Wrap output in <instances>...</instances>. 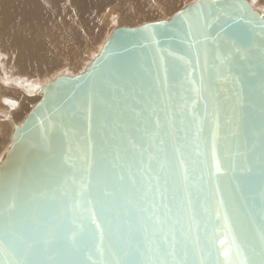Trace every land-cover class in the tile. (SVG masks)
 Returning a JSON list of instances; mask_svg holds the SVG:
<instances>
[{
    "label": "water",
    "instance_id": "obj_1",
    "mask_svg": "<svg viewBox=\"0 0 264 264\" xmlns=\"http://www.w3.org/2000/svg\"><path fill=\"white\" fill-rule=\"evenodd\" d=\"M236 2L245 5L246 12L243 18L237 15L228 20L227 25L223 26L224 31L230 35H243L242 43L251 49L252 58L242 59L244 53L234 56L236 63L221 76H214L213 65L221 62L224 53L214 51L211 40L220 32L221 26L205 30V35L209 37L207 44L197 43L203 37L193 39L187 35L189 29L186 21H194L197 13L208 11L207 8L194 7L208 3V0H195L167 20L114 28L98 54L80 73L58 75L35 89L41 98L20 124L9 114L6 115L11 124V134L10 145L0 157V198L8 184L27 187L28 191L24 195L25 203L12 213L3 211L0 200V240L7 243L11 239L10 233L19 232L33 220L46 221L55 228L62 218L63 174L70 171L72 164L79 167L85 154L98 162L104 155L100 151L101 138L111 142L105 163L108 164L113 156L118 155L112 175V184L121 189L118 198L130 196L135 199L131 181L135 179L139 187L144 183L142 173L150 170L148 153L142 149H148L152 141L145 133L144 125L147 124L151 132L159 119L165 126L159 130L161 134L157 135L155 144L158 145L159 140L163 139V147L169 153L173 148H179L185 131L190 127L191 115H204V101L193 91L199 86L202 76L205 81L210 77L215 80L212 91L217 97L218 106L214 124L218 125V156L222 166L219 180H213L208 194L211 195L212 189L217 187L225 198L231 194L229 215L249 232L258 226L250 223L260 212L258 190H251L240 181L253 177L258 171L255 157H259L261 152L259 99L258 94L250 97L248 88L240 80L246 76L248 82L256 81V77L248 75V72L254 71L259 75V49L264 40L259 27L247 23V13L257 19L264 16L247 0ZM250 99L254 100L255 109L249 108ZM102 105L110 114L106 123L99 116ZM152 108L156 109L155 115L150 114ZM137 112L139 116L135 115ZM246 113H251L246 117L248 123L241 119ZM172 119L174 125H169L167 122ZM237 131L244 133L239 141L233 136ZM46 142L71 158L69 166L65 168L61 155H58L48 178L32 183L29 179L31 174L45 162L47 153L42 145ZM181 150L186 156L190 178L195 182L200 159L196 155L195 145L189 144ZM152 151H155V145ZM249 167L252 168L251 172L247 171ZM151 168L155 169L157 165L153 163ZM180 171L177 166V177ZM121 175L123 180L119 179ZM192 192L195 193V188ZM182 196V193H178V201ZM219 199L220 196L214 197V206ZM197 211L198 219L202 221L208 210L201 206ZM209 227L215 228L217 248L228 250L231 235L227 236L225 245L219 244L220 240L226 238L222 221ZM235 234L239 235L238 232ZM54 258L66 261L74 259L63 252ZM220 260H223V256H220Z\"/></svg>",
    "mask_w": 264,
    "mask_h": 264
},
{
    "label": "snow or ice",
    "instance_id": "obj_2",
    "mask_svg": "<svg viewBox=\"0 0 264 264\" xmlns=\"http://www.w3.org/2000/svg\"><path fill=\"white\" fill-rule=\"evenodd\" d=\"M194 7L208 9L206 13H197L194 21H186L189 37H203L197 43L207 44L209 37L205 35V30L221 26L220 32L211 37L214 51L224 53L221 62L213 65L214 76L223 75L226 69L230 71L236 63L234 56L244 53L242 59L252 58L251 49L242 43L244 36L230 35L223 27L237 15L243 18L245 5L236 0H208V3ZM247 15V23L258 26L264 37V18L257 19L251 13ZM259 67L258 76L254 71L248 72V75L256 77L254 83L248 82L246 76L240 80L248 88L250 97L258 94L259 99L261 152L259 157H255L258 171L253 177L240 181L259 193L260 212L250 221L258 226L251 232L229 215L231 194L225 198L218 187L212 189L211 195L208 194L213 180H219L222 166L218 156V125L214 124L218 106L217 97L212 91L215 80L210 77L205 81L202 76L199 86L193 91L204 101V115H191L190 127L185 131L179 148H173L169 153L163 147V139L159 140L158 145L155 144L157 135L161 134L159 130L165 126L159 119L151 132L148 125H144V131L152 141L148 149H142L148 153L150 170L142 173L144 183L139 187L135 179L131 181L135 199L130 196L118 198L121 189L112 184L118 155L106 164L111 142L101 138L100 151L104 155L98 162L85 154L79 167L72 164L70 171L63 174L62 218L55 228L46 221L33 220L19 232L10 233L11 239L7 243L0 240V264H264V40L259 49ZM249 108H256L252 99L249 100ZM150 114L155 115L156 109L152 108ZM135 115L139 116L140 113ZM165 115H168L167 109ZM248 115L251 113L241 117L245 123H248ZM99 116L105 123L110 119L103 105ZM167 123L174 125V119ZM136 128L140 130L138 125ZM233 136L239 141L244 133L237 131ZM189 144L195 145L196 155L200 158L195 182L190 178L186 156L181 150ZM154 145L155 151H152ZM42 147L47 155L45 162L31 174L29 179L32 183L48 178L58 155H61L65 168H68L71 159L59 153L50 142ZM153 163L157 168H151ZM177 166L181 170L179 177L175 174ZM247 171L251 172L252 168L249 167ZM123 178V175L119 177L120 180ZM27 191V187L21 188L17 184L6 185L0 198L3 211L12 213L19 210L20 205L25 203ZM178 193L183 194L179 201ZM216 196H220V199L214 206ZM201 206L208 210L202 221L198 219L197 211ZM221 221L226 238L220 240L219 244L225 245L227 236L231 235L228 250L217 248L215 228L209 227ZM61 252L72 255L74 259H55ZM220 256H223V260H220Z\"/></svg>",
    "mask_w": 264,
    "mask_h": 264
},
{
    "label": "bare ground",
    "instance_id": "obj_3",
    "mask_svg": "<svg viewBox=\"0 0 264 264\" xmlns=\"http://www.w3.org/2000/svg\"><path fill=\"white\" fill-rule=\"evenodd\" d=\"M118 1L0 0V50L9 55L4 58L2 66L17 72L12 77L0 73V99L5 101L6 96V99H13L17 103L10 116L19 117L18 113L27 104V93L33 88L35 77L42 79L49 70L61 68L62 57L70 48L75 54L68 58L65 65L75 64L74 59L78 52L90 47L95 40L100 29L97 22L98 13L103 12L108 5L129 2L131 7L116 15V19L123 22L131 21L140 14L154 12L150 8L151 0ZM153 1H161L170 9L176 2V0ZM249 4L264 14V0H249ZM93 13L94 16L91 15ZM20 84H24L25 87ZM16 86L24 89L19 93L10 89ZM7 103L15 105L11 100H7ZM6 119L0 115V142L4 123H8Z\"/></svg>",
    "mask_w": 264,
    "mask_h": 264
},
{
    "label": "rangeland",
    "instance_id": "obj_4",
    "mask_svg": "<svg viewBox=\"0 0 264 264\" xmlns=\"http://www.w3.org/2000/svg\"><path fill=\"white\" fill-rule=\"evenodd\" d=\"M115 1H118V0H115ZM193 1H195V0H176V2L173 4V6L170 9V8H166L165 5L163 4V2H161V1L160 2H157V1L152 2V0H151L150 8H152L155 13L150 12V13L140 14L139 17L137 16L133 20H131V21L129 20V21H125V22L118 21L116 19V15H118L119 13H121L124 10L129 9L131 7L129 2L124 3L122 5H120V3L119 4L111 3L110 5H108V7H106L103 10V12L101 11L100 13H98L97 22L100 24V29H99L98 34H97L95 40L93 41V43H91V45H89L90 47H86L81 52L79 51L80 53L78 52L76 58L74 59L75 64H73L71 66H67L65 64H67L68 58L72 57L75 54L73 49L70 48L68 51H65V53L62 57L63 60H61V62H60V65L62 64L61 68H59L58 70L57 69L56 70H53V69L49 70L48 74L45 73L46 75L44 74L45 76L42 79H39V77H35V79H34L35 83L33 84V88H31V90L28 91V93H27L29 100L27 98V100H28V101L26 100L27 104L22 109V111H20L18 113L20 118L17 116H15V117L12 116V118H14V119L16 118V120H14L16 123L19 120L18 124H20L23 121V119L26 117V115L29 113V111L32 109V107L40 100L41 95L37 94L35 92V89L37 87L42 86L43 84L53 80L56 76L61 75V74L75 75V74L80 73L88 65V63L98 54L103 43L106 41L107 37L109 36V34L111 33V31L114 28L120 27V26L135 27V26L141 25L143 23H147V22L158 21V20H167L174 13H176L177 11L182 9L184 6H186L187 4H189ZM247 1L249 3V0H247ZM91 15L94 16V13ZM262 15L264 16V14H262ZM128 22H130V23H128ZM8 56L9 55L5 54L2 50H0V73L5 74L7 77H12L17 72L14 70H11V69H7L6 67L3 68L4 66H2L4 64V58L8 57ZM1 83L7 87L6 84H4L3 82H1ZM20 86L25 87L24 84H20ZM10 89L13 90L14 92L19 93L24 88H18V86H16L15 88H10ZM4 98H5V101H2L0 99V115L4 116L6 118V115L7 114L11 115L12 110L17 107V103L13 99H9V98L6 99V96ZM7 100L13 101L15 103V105L8 104ZM7 122L8 123H4V126H3L4 130L2 131L3 133H1V134H3L2 135L3 137L1 136L2 139H1L0 144H2V145H0V157L3 154V152L5 151V149L10 145L11 124L9 123L8 120H7Z\"/></svg>",
    "mask_w": 264,
    "mask_h": 264
}]
</instances>
